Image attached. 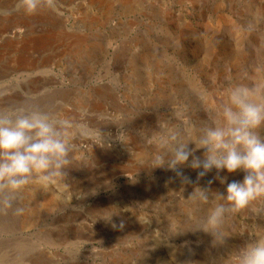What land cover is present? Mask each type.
<instances>
[{
  "label": "rangeland",
  "instance_id": "1",
  "mask_svg": "<svg viewBox=\"0 0 264 264\" xmlns=\"http://www.w3.org/2000/svg\"><path fill=\"white\" fill-rule=\"evenodd\" d=\"M15 2L0 0V34L15 28L51 41L23 55L0 40V109L35 104L88 135L75 140L79 164L64 181L0 207V264H212L264 235V202L229 219L223 246L201 231L175 234L190 226L194 187L223 194L240 171L220 172L222 185L215 170L198 178L199 169L181 166L182 183L166 167H141L133 182L149 152L141 132L178 104L205 120L230 82L264 67V0H42L33 15H3ZM98 132L104 146L93 143Z\"/></svg>",
  "mask_w": 264,
  "mask_h": 264
},
{
  "label": "clouds",
  "instance_id": "2",
  "mask_svg": "<svg viewBox=\"0 0 264 264\" xmlns=\"http://www.w3.org/2000/svg\"><path fill=\"white\" fill-rule=\"evenodd\" d=\"M42 7V0H16L2 14L30 16ZM252 27L249 25V30ZM257 73L255 78L244 73L238 81L230 82L207 109L205 120L194 122L187 106L178 104L170 115L157 119L155 130L141 132L149 152L138 165L133 182L141 167H166L182 177V183H189L179 171L184 165L199 169L198 178L215 170L214 179L222 185L227 177L220 172L243 173L241 180L226 183L223 194L210 187H194L184 198L190 226H181L175 234L201 231L211 237L213 247L223 246L232 236L227 228L229 219L255 202H264V67H258ZM87 135L83 123L35 104L0 109V207L13 208L25 190L64 181L65 170L79 164L75 140ZM97 135L99 141L93 143L104 146L105 138L99 132ZM197 150H202L200 156L194 155ZM202 206L206 208L199 215ZM105 212L107 219L115 213L104 211L102 215ZM212 264H264V235L249 238Z\"/></svg>",
  "mask_w": 264,
  "mask_h": 264
},
{
  "label": "bare ground",
  "instance_id": "3",
  "mask_svg": "<svg viewBox=\"0 0 264 264\" xmlns=\"http://www.w3.org/2000/svg\"><path fill=\"white\" fill-rule=\"evenodd\" d=\"M0 40L4 41V46L14 47V48H16L17 51H19V52H21L23 54V53L27 52L28 50L30 51V49L36 48L37 46H41V47L47 46L50 43V41H51V36L46 34V33L44 35H42V34L39 35L38 34L37 36L31 35V34H24L23 35V34H21L20 31H18L15 28H13L12 30H7L6 32H2L0 34ZM73 40H74V38H73ZM82 40L84 41V39H82ZM55 47H57V46H55ZM25 59H27V58H25ZM43 202H44L45 205L49 203L48 196L45 197Z\"/></svg>",
  "mask_w": 264,
  "mask_h": 264
}]
</instances>
